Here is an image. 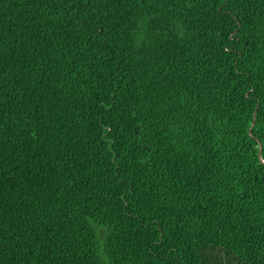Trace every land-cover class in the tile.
I'll list each match as a JSON object with an SVG mask.
<instances>
[{"label": "trees", "instance_id": "trees-1", "mask_svg": "<svg viewBox=\"0 0 264 264\" xmlns=\"http://www.w3.org/2000/svg\"><path fill=\"white\" fill-rule=\"evenodd\" d=\"M0 264H264V0H0Z\"/></svg>", "mask_w": 264, "mask_h": 264}, {"label": "rangeland", "instance_id": "rangeland-1", "mask_svg": "<svg viewBox=\"0 0 264 264\" xmlns=\"http://www.w3.org/2000/svg\"><path fill=\"white\" fill-rule=\"evenodd\" d=\"M95 232L99 243H102L106 228L104 226H95Z\"/></svg>", "mask_w": 264, "mask_h": 264}]
</instances>
